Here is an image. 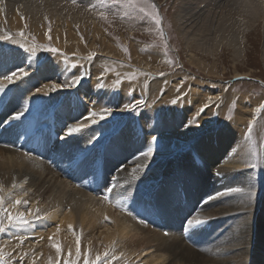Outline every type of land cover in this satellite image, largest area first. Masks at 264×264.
I'll return each mask as SVG.
<instances>
[{
  "label": "bare ground",
  "instance_id": "1",
  "mask_svg": "<svg viewBox=\"0 0 264 264\" xmlns=\"http://www.w3.org/2000/svg\"><path fill=\"white\" fill-rule=\"evenodd\" d=\"M179 2L175 21L178 25V34L189 49L187 56L189 65L204 71L206 64L203 59L215 58L220 48L231 52L233 62L236 61L240 57L237 45L241 39L247 37L246 31L256 26L262 28L263 44L260 52L264 62V0H179ZM28 13L30 12L24 13V16L26 17ZM22 26L20 16L12 12L10 30ZM93 27L92 38L103 40V33L102 36L99 35L97 25L94 24ZM69 28L70 25H67L65 34L68 40H71V43L66 44L67 48L63 47L65 40L60 34V28L53 31V43L66 49V52L72 49L81 50L79 45H74L72 41L74 34ZM38 39L45 42L43 33L38 35ZM106 45H103L105 50L94 45L93 49L97 55L93 60L86 62L84 67L88 72L91 89L96 86L95 91H100L103 87L100 82L105 80L106 84H111L110 81L113 79V76L110 74L108 76L100 66L104 58L115 57L109 50L110 46ZM60 57L57 55L50 64L44 66L45 70L43 69L39 76L35 74L19 84L12 85L13 88H17L14 95L0 96V182H3L6 190L11 189L15 195L27 200L28 207L40 210L39 215L44 219L42 222L38 221L36 225L42 224L44 230L39 231L37 238L45 237L47 240L52 237L60 245L63 254L60 264L63 263L67 251H71L74 256L76 247L74 240L79 232H84L83 239L86 238L87 241L85 246H80L83 253L89 249L101 253L102 249L114 247L115 252L126 258L129 264H264V185L259 181L256 170L249 166L252 162L248 146L245 148L244 145H240L244 142L243 134L248 119L254 115L255 107L260 101L248 104L249 101L247 103L246 99L240 97L237 99V108L231 122L218 132H211V124H203L202 116L198 120L192 118L195 113L192 107L183 108L181 117L173 113L164 114L162 111L155 113L156 115L149 113L152 109L151 107L149 109V106L152 105V110L156 112L158 107L165 105L164 102L170 93L169 88L158 98L161 79L152 80L147 91L143 92L142 99L145 104L142 107H145L140 115L141 120L132 119L139 128H125L116 134H107L101 139V135L112 129L109 122L92 127L94 124L90 119L81 120V116L86 117L89 112L84 109L82 114L79 113L76 97L72 98V102L76 104H73L72 110L69 108L71 101L66 104L65 100L62 104L61 89L48 91L50 85L45 71L52 72ZM134 59L138 65L148 70L156 66L154 62H148L143 57ZM212 63L216 64L214 61ZM55 70L63 72L62 77L65 79L63 83L69 80L67 75L71 71L67 73L68 66L61 63L55 66ZM73 72L75 76H79L82 70L76 68ZM213 73L210 71L211 75ZM245 74L234 70L232 77H248V74ZM142 83L143 81L140 82V87ZM125 86L124 84L121 87L122 94H117L118 104L120 102L122 105L134 104L139 100L135 95L136 85L133 86V98L131 97L133 100L130 101L126 97L122 99L126 95ZM193 87L194 101L214 94L208 91L210 94L205 95L206 89L204 90L197 82H193ZM37 88H44L48 94L37 93ZM112 91L114 90L110 87L104 89V93H101L102 98L91 105L94 109L92 111L100 112L104 108H110L107 103ZM23 100L29 102L30 113H26L24 122H13V126L2 123L22 106ZM90 102L91 99L86 103L87 107ZM118 104L117 107L114 106L117 111L113 110L110 117H117L119 112H124L121 110L123 107ZM210 104L212 106L206 110L214 111V107H218L215 98ZM97 120L103 121L99 120V117ZM190 120L193 123L192 127L184 131L183 125ZM131 122L130 120L127 125L133 124ZM52 123L62 136L69 125L82 123L84 126L79 134L58 141L50 130ZM202 126L206 133L202 134V138L192 149L178 154L170 152L172 149L178 150V147L173 148L174 143L180 140L189 142ZM94 135L98 137L97 144L101 147L95 152H90L95 141L91 144L88 141ZM151 136L159 139L155 143L153 157L150 161H140L147 163L148 167L138 173V179L133 180L130 175L131 169L136 167V158L140 152L146 150L145 147L142 149L134 146L138 143L141 145L149 143ZM38 140L41 141V145ZM171 144L173 145L170 146ZM180 146L181 143L179 148ZM87 149L93 154V159L89 162L94 165L93 170L97 169L92 170L90 184L88 183L90 179H85L86 170L73 179L62 180L47 167L38 165L39 162L60 164L59 162L68 158L73 162L79 156L77 153L81 154ZM25 153H28V156ZM69 168L70 166L67 167ZM121 168H127L128 171L118 173V169ZM61 171L57 172L64 176L65 172ZM113 176L117 177L119 187L114 189L116 195H110V200L119 199L125 205L135 201V205L127 207V211L102 198ZM146 178L155 181V185L153 184L154 190L151 194L153 198L147 206H143V211L148 212V217L151 215L157 217L158 221L154 223L149 218L152 224L144 225L143 218L136 214V211L141 212L138 206L143 202L139 204L140 200L136 201L138 192L134 186ZM13 180L18 186H22V191L20 187L11 188ZM228 188H240L243 191L208 201L210 196L224 192ZM32 190L33 192H30ZM99 190L103 191L102 196ZM248 190L255 192L250 202ZM111 207L119 213H114ZM21 210L25 211L23 208ZM188 218L206 220V223L195 229L186 230ZM69 225L72 226V230H69ZM104 227L108 228L105 233L99 231ZM49 245L50 241L29 249L34 264H47L49 256L55 258L56 251ZM10 249L5 247L9 252ZM16 252L19 255V251ZM24 264H29V261Z\"/></svg>",
  "mask_w": 264,
  "mask_h": 264
},
{
  "label": "rangeland",
  "instance_id": "2",
  "mask_svg": "<svg viewBox=\"0 0 264 264\" xmlns=\"http://www.w3.org/2000/svg\"><path fill=\"white\" fill-rule=\"evenodd\" d=\"M0 1V15L2 16L0 18V35H3L5 32H10L13 34V37L16 40L20 41L21 43H26L29 47H31L35 42V44L37 45L51 44L52 47L59 49L60 51L54 55L48 52H44L43 50H38L36 53V58L39 59L42 57H47L48 60L51 61L57 55L61 56L59 62L55 60L57 63L55 64V66L60 65L61 63L68 66L67 73L71 71L67 75L69 80L76 77L73 74V70H75L76 68H80L82 72L88 73L84 67L86 62L91 61L88 59L89 55L95 53V50L93 49L94 45L99 48L102 47L104 50L105 48L103 45L108 44L110 46L109 50L112 51L115 57L104 58L103 62H100V66L108 76L109 74L113 76V79H111L110 81L111 84H106L104 80L103 82H100L103 84V87L100 88V91H95L96 86L91 89L87 75L75 87L60 88L63 91V97L61 99L62 104L65 100H67L66 104H69V101H71V103L69 104V108L73 110L74 103L72 102V98L76 97L77 107H79V113L81 112V114L84 112V109H87L88 112L92 111L93 108L91 105L102 98L101 93H104V89H106L107 87H110L111 90H114L111 92L112 96L108 97L109 103L107 104L112 109V111H117L116 109H114V106L117 107V104L119 102L117 100V94H122V85H126L125 87L127 88L126 90H124V92H126V95L128 96L127 97L125 95L124 97H122V99L127 98V100L130 101L133 98V86L138 85L139 87L135 86V95L138 97L137 99L140 100L143 98V92L147 91V88L151 81L160 79L161 84L158 92V98H160L162 94L170 88L169 97L167 100H165V105L162 104L160 107H158L156 112L152 110V105L149 106V109L152 108V111L150 110L149 113H173L174 115L178 114L177 117H181V115L183 114L181 112L183 108L192 107L195 110L192 118H194V120H198L199 117L202 116L201 122L203 124H211V132H218L219 130H221V128L223 129L224 126L228 125L229 122H231V119L234 117V113L237 108V99H239L240 97L246 99V102L249 101V103L247 102L248 104L255 101H260V104L257 105V107H259L261 104H264V62L261 58L262 56L260 52L263 44V36L262 28H260L259 26L250 28L248 31H246L247 37L240 40L239 44L237 45V48L240 52V57L236 59L237 62H233L234 57L231 52L220 48L218 49V55L215 58L208 57L203 59V61L205 60L204 62L206 64V69L204 71H201L197 67L189 65L187 61L189 49L185 46L184 40L182 41V37L180 36V34H178L179 32L178 25L175 21V13L179 8V0H135V3L139 4L140 6H147L148 10H150V6L152 4H155L157 6L159 15L162 18L161 28L163 30V36H161L160 31L148 16H146L144 13L139 12L138 8H131L128 6V0H104L103 5L100 4L99 0ZM93 4L96 5V7H90V5ZM101 11L107 12V19H103L98 15V13ZM12 12L17 13L22 20L23 26L16 30H10L9 27V21L11 19ZM26 12L30 13H28V15L25 17L24 13ZM45 17L47 19H45ZM94 24H96L99 28V35L103 33V36L101 35L103 40L92 38ZM67 25H70L69 30L74 34V40H72L74 41V45H79L81 47V50L72 49L70 50V52L67 50L69 52L68 53L66 52V49H64L67 48V43H71V40H68V37L65 34ZM57 26L58 28H60V34L65 40L63 46L64 48L60 47L56 43L54 44L52 41L53 31L58 29L56 28ZM49 27L51 28L50 32ZM20 31H23L25 33L23 39L16 35V33ZM40 33H43V36H45V42L39 41L38 35ZM46 33L51 36V41L47 39L45 35ZM0 47L6 50H16L19 53L24 52L22 48H19L18 44H12L11 41H0ZM124 48H127V53L123 50ZM48 54L52 55V57H49ZM96 55L97 54L95 53V56ZM200 55L201 54L199 53V57H201ZM134 57L146 58L148 62H154L156 66L151 67V70L145 69L143 66L138 65V62L134 59ZM169 60L173 61V63H167V61ZM21 61H23V63H21ZM212 61H214V63L216 64L212 65ZM16 63L20 64V66L26 67V54L21 55ZM71 65L76 66L71 67ZM209 68L210 71L214 72L212 75L210 74ZM43 69L45 70V67L42 68L41 71H43ZM234 70H237L238 72L244 74L246 73L248 74V77L240 76L238 78H233L232 74ZM45 73V75L48 74L46 79L48 80L47 82L50 85L49 89L51 88V85L54 81L57 82V84H63V80H65L62 77V71H56L52 68V72L47 73V71H45ZM160 73H164V75H160ZM35 74L36 73L34 69L30 70L29 76ZM129 75H134L135 78L130 80L128 79ZM29 76L23 77L22 80L16 81L15 84H19L24 79L29 78ZM117 81H120L119 85H117ZM142 81L143 83L140 87V82ZM193 82H197L199 85H202L204 90L206 89V92H204L205 95L210 94L207 93L208 91L213 92L214 94L203 97V99L199 101H194V96L192 93V89L194 88ZM179 97H182V99H178ZM214 98L218 102V107H214V111L206 110L212 106L210 104V101H212V99ZM90 99L91 102L87 107L86 103ZM174 99L178 101L176 104L172 103ZM204 104H208L209 107L206 108L203 113H199L198 109L201 108ZM118 105L122 107L124 106V104L122 105V102H120ZM144 107H139L135 112H119V115L117 117H107L101 122L98 121L92 127H99L102 125V122H104V124H106L105 122L110 123L112 129H110L109 132H105L104 135H101V139L104 138L107 134H116L119 131H123L125 128H139V125L133 123V120H141L140 115ZM223 107L226 108L222 110ZM257 107H255V109ZM86 118L88 119V115H86V117L85 115L81 116V120H86ZM156 118H158V115L156 116ZM130 120L133 124L129 123L127 125ZM249 121H255L251 134H249L248 132ZM247 124L248 125L245 128V134H243L244 142L240 143V145H244L245 148L246 146H248V150L251 154V162L257 165L256 167L252 168L256 170L259 181L262 185H264V112H261L259 114L255 112L254 115L248 119ZM192 125L193 123L189 125L185 122L182 128L184 131H188L189 128L192 127ZM204 133L206 132L203 131L202 126L200 127V131H198L194 138H192L189 142L180 140L177 141L176 144L174 143L173 148L178 147V150L172 149L170 152H176V154H178V152H186L192 149L193 146L200 141L203 136L202 134ZM59 136L61 137L62 135L59 134ZM70 142L72 141L70 140ZM150 142L144 143V145H141L140 143L135 144L134 148L139 147L144 149V147L146 148L150 145ZM180 143L181 146L179 148ZM172 145L173 144H171L170 146ZM240 145L238 146L240 147ZM100 147L101 145L97 144V141H95V145L94 143L92 144V150L90 152H95ZM88 151L89 149L85 151L87 155L81 158V161H85L87 159V156H89ZM156 156L158 157V155ZM46 163L39 162L38 165L47 167L49 171L57 175L62 180H67L64 178L73 179L86 170L87 175L85 179H90L88 182L89 184L92 181L91 173L94 165H91L90 162L86 164L81 163L77 167V169L70 166V164L72 163V160L70 158L66 159L63 162H59L62 168L60 167V164L57 163L52 165ZM69 166L70 168L67 169V167ZM59 167L62 169V171ZM57 171H61L62 173L65 172L64 176L58 174ZM142 181L134 186L137 192L139 190H152L155 181H152V179L150 178H146ZM30 192H33V190ZM152 193L153 191L151 192V194ZM151 194H146L147 200L150 199ZM261 194L259 195V199H261ZM23 195L24 194H22V196ZM100 195L102 196V193ZM111 209L114 213H119L115 212V209L113 207H111ZM41 229L42 231L44 230L42 224L39 226L36 225L29 238L26 239L19 248L16 247L18 241L15 238H10L8 235H2L0 236V248H3V251L5 253H11V257L9 259L17 258V260L13 261V264H16L18 261V257L20 255H24L25 253L26 255H24L23 264L27 261H29V264H34V259L32 258L33 255L30 253L29 249L31 247H34L35 245V247H38L39 245L41 246L43 242L48 243L49 241V239L47 238L46 240L45 237L41 239L37 238V235L39 234V231ZM107 229V227H104L99 231L105 233ZM99 231H95V233H99ZM80 233L81 232H79V236ZM83 233H81L80 236V238L82 239L80 240V246H85L87 244L86 238L85 240L83 239ZM26 241H29L28 244L25 243ZM74 244L76 245V239L74 240ZM5 247H10V252L8 250H5ZM49 247L51 246L49 245ZM51 248L53 249V247ZM80 249L82 248L80 247ZM105 250L106 249H102L101 253H103ZM16 251H19V255ZM91 252L93 257H95L97 253L96 250H92ZM81 253L83 254L82 251ZM68 254L69 251L66 252L65 256H67ZM114 254L119 259L112 261V264H129L126 258H124L122 255H118V253L116 252ZM62 256L63 254L61 255V258ZM82 260L83 256L81 257V264ZM0 264H3V262L0 261Z\"/></svg>",
  "mask_w": 264,
  "mask_h": 264
},
{
  "label": "snow or ice",
  "instance_id": "3",
  "mask_svg": "<svg viewBox=\"0 0 264 264\" xmlns=\"http://www.w3.org/2000/svg\"><path fill=\"white\" fill-rule=\"evenodd\" d=\"M100 4H104V0H99ZM128 6L131 8H138L139 12L144 13L146 16H148L153 23L156 25L157 29L160 31L161 36H163V30L161 28L162 24V18L159 15V10L155 4H152L150 6V10H148L147 6H140L139 4L135 3V0H128ZM90 7L94 8L96 5H90ZM98 15L103 18L107 19V12L101 11L98 13ZM45 19H47L45 17ZM51 31V28L49 27V32ZM17 36L21 37V39L24 38L25 33L23 31L17 32ZM47 39L51 41V36L47 33L45 34ZM34 40V38H33ZM0 41H11L12 44H18L19 48H22L24 50L23 53H19L16 50H6L2 47H0V96L8 97L9 95H14L17 91V88L10 87L12 85H15L16 81L22 80L23 77H28L30 75V70L35 71L37 76H39L41 69L50 64L51 61L48 60L47 57H42L37 59L36 53L38 50H43L44 52H48L50 54H56L60 50L52 47L51 44L48 45H37L35 42L32 44L31 47H29L26 43H21L20 41L16 40L13 37V34L10 32H5L3 35H0ZM166 43V42H165ZM127 53V48L123 49ZM26 54V61L27 66H20V64H17L16 61L19 59L21 55ZM95 56V53H92L89 55L88 59L92 60ZM67 62V61H65ZM23 63V61H21ZM167 63L172 64L173 61L169 60ZM76 65H71V67H75ZM53 70H55V66H53ZM88 74L85 72H81L79 76H76L72 78L71 80L65 81L63 84H57L53 83L51 85V88L48 89L50 92L57 91L60 88H71L77 86L82 79H84ZM160 75H164V73H160ZM134 75H129L128 79H134ZM120 81H117V85H119ZM47 88V85L45 86ZM37 93L44 92L45 95L48 93L45 92L44 88H37ZM178 99H182V97H179ZM178 101L174 99L172 101L173 104H176ZM28 101L23 100L22 106L18 107L17 110H15L8 118L5 120L4 124L8 126H13V122H20L23 123L24 119H26V113H29L28 108ZM145 104V101L143 99L137 100L134 104H125L123 106L122 111H130L135 112L139 107L143 106ZM208 104H204L201 108L198 109L199 113H203L206 108H208ZM255 112L257 114L264 112V104H261L259 107L255 109ZM30 114V113H29ZM138 114V113H137ZM112 116V109L111 108H104L100 112L96 111H90L88 114V119L91 120L92 124H95L98 122L97 117H99V120H105L107 117ZM192 121H189L188 124L191 125ZM255 121H249L248 125V132L251 134L252 128ZM84 125L77 124V125H69L64 132V135L59 137L61 140H66L70 136H74L76 134H79L82 131V127ZM187 126V125H186ZM199 126V125H197ZM93 141H98V137L95 135L88 141L90 144ZM157 142V137L152 136L150 145L146 148V150H143L140 152L139 156L136 158V167L131 169V177L133 180H136L139 178L138 173H141L143 170H145L148 167L147 163H141L140 161H150L154 154V145ZM6 147L8 145H5ZM25 155H28V153H25ZM250 167H256L257 165L255 163H252L249 165ZM128 171L127 168H121L118 169V173H124ZM220 175V173H217ZM20 187L21 191L22 186H18L16 181H12L11 188L16 189ZM119 187V184L117 182V177L113 176L112 180L110 181V184L108 187L104 190L103 199L104 200H110V195L115 196L114 189ZM243 191L240 188H228L224 192H217L214 196H210L208 198V201L214 200L217 197L230 195L232 193L241 192ZM255 192L254 190H248L247 196L248 201L250 202L252 198L254 197ZM110 202L115 203L118 207L124 209L127 211V207L124 203L121 202L119 199L110 200ZM29 202L27 200L22 199L20 196L15 195L11 190H6L3 182H0V236L2 235H8L10 238H15L18 243L16 244V247L19 248L26 239L29 238L30 234L32 233L34 227L36 226V223L38 221H43V217L39 215V209H33L28 207ZM21 208L25 209V211H21ZM143 223V221H141ZM206 223V220H200V219H191L188 218L186 220L185 229L186 230H192L195 229L203 224ZM69 230H72V226L69 225ZM57 231H59V228H57ZM167 235V233H165ZM50 246L55 248L56 255L55 258L52 256L48 257L47 264H60L61 261V255H62V249L60 245L52 239V237H49ZM115 249L109 248L106 249L103 253H96L95 257H93L91 250H87L83 254L81 253L80 249V236L76 235V249L74 256L72 255L71 251H69V254L63 258V264H81V257L83 256L82 264H112V261L119 259L115 256ZM26 255V253L24 254ZM24 255H20L18 257L17 264H23L24 261ZM11 253H5L2 248H0V261L3 262V264H13L14 260H17V258H11Z\"/></svg>",
  "mask_w": 264,
  "mask_h": 264
}]
</instances>
